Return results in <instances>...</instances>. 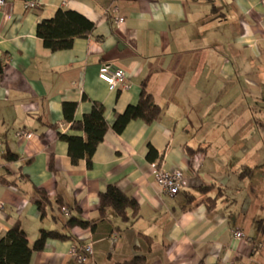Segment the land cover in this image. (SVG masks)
Instances as JSON below:
<instances>
[{"label":"crops","instance_id":"obj_1","mask_svg":"<svg viewBox=\"0 0 264 264\" xmlns=\"http://www.w3.org/2000/svg\"><path fill=\"white\" fill-rule=\"evenodd\" d=\"M30 1L6 0L0 13V240L17 221L31 246L42 229L61 230V204L79 207L84 220L97 221L96 229L75 228L73 241L48 240L30 264H123L136 257L146 264H264L260 1L40 0V8L27 10ZM60 9L96 27L72 49L51 52L37 26ZM104 65L123 69L131 89L110 91L99 79ZM143 87L161 117L152 125L132 121L122 134L111 129L91 169L85 161L73 165L58 135L86 136L65 120L63 104L76 103L74 119L82 121L99 102L112 127L116 114L138 104ZM149 146L166 170L189 180L178 195L156 184ZM7 147L19 156L16 162L3 159ZM110 185L139 203V219L126 224L110 210L109 220L99 222L100 195ZM205 186L214 188L201 193ZM36 189L52 204L44 219ZM218 189L224 194L209 210L202 201ZM235 231L245 238L236 240ZM88 244L93 256L78 263L71 250Z\"/></svg>","mask_w":264,"mask_h":264},{"label":"trees","instance_id":"obj_2","mask_svg":"<svg viewBox=\"0 0 264 264\" xmlns=\"http://www.w3.org/2000/svg\"><path fill=\"white\" fill-rule=\"evenodd\" d=\"M95 23L89 21L83 15L71 11L60 9L54 18L44 20L37 26V36L43 41V45L51 52L67 51L72 49L76 39H85L90 37L95 30ZM2 69V63L0 62ZM78 105L76 103H64L63 112L65 120L70 122L72 129L85 134V138L79 136H70L59 133L60 140L68 144V155L73 165L85 161L87 168L93 167V158L97 148L103 143L107 133L112 129L117 134H122L126 127L132 121H143L147 125H152L162 115V108L156 103L153 95L147 91L146 87L140 94L138 104L130 105L124 113L116 114V119L112 127L108 124L105 117V107L99 102H94L90 113L86 114L82 121H75L74 115ZM55 127V126H53ZM7 163L16 162L19 156L8 147L2 155ZM147 158L150 162L161 161V156L152 147L149 146ZM251 174L252 170H246L243 174ZM213 186H205L200 189L201 193H208ZM218 194L214 198H207L202 201L207 204L209 210L216 208L219 198L222 197L223 190L218 189ZM39 197L37 206L41 213V218H45L48 213V207H51V201L46 192L42 189H36ZM189 196V200H193ZM65 206L60 204L59 210L63 214ZM112 210L123 223H130L139 219V203L131 196L123 193L116 185L108 186L107 190L100 195V220L107 221L108 212ZM82 211L79 207L71 209V216L65 219L61 230L40 231L39 238L31 246L29 237L23 229L21 222L17 221L7 232L4 238L0 240V264H30L33 253L41 252L45 249L48 240L73 241L75 240L72 231L75 228L91 229L94 231L97 221L89 222L82 217ZM58 222L57 217H53ZM259 229L264 234V223L259 222ZM149 245L152 239L145 235H140ZM123 264H146L145 257H136Z\"/></svg>","mask_w":264,"mask_h":264},{"label":"built area","instance_id":"obj_3","mask_svg":"<svg viewBox=\"0 0 264 264\" xmlns=\"http://www.w3.org/2000/svg\"><path fill=\"white\" fill-rule=\"evenodd\" d=\"M262 6L264 7V0H259ZM6 0H0V13L6 8ZM42 5L40 0H32L26 4L27 10H35L40 8ZM113 13L118 15V9L113 8L111 10ZM115 22L117 24H123L124 18L116 16ZM99 79L108 85L110 91H127L131 89V82L127 79L126 72L120 68H114L111 65H104L99 71ZM19 136L31 137L30 134L21 132ZM1 148V143H0ZM151 168L153 170V175L156 184L161 189V192L170 196L178 195L182 189H185L189 186V180L187 177L180 171H168L164 168L161 161H156L151 163ZM63 214L65 218L71 216V210L69 208H63ZM117 234L114 235L113 242L116 241ZM234 238L238 241L243 240L245 235L241 231L234 232ZM71 256L78 263H85L88 258L92 257L93 245L88 244L80 248H74L70 252Z\"/></svg>","mask_w":264,"mask_h":264}]
</instances>
